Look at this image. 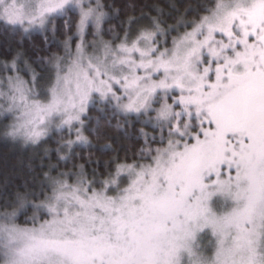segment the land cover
<instances>
[{"label": "snow or ice", "instance_id": "snow-or-ice-1", "mask_svg": "<svg viewBox=\"0 0 264 264\" xmlns=\"http://www.w3.org/2000/svg\"><path fill=\"white\" fill-rule=\"evenodd\" d=\"M0 264H264V0H0Z\"/></svg>", "mask_w": 264, "mask_h": 264}, {"label": "trees", "instance_id": "trees-1", "mask_svg": "<svg viewBox=\"0 0 264 264\" xmlns=\"http://www.w3.org/2000/svg\"><path fill=\"white\" fill-rule=\"evenodd\" d=\"M23 159V153L13 149L11 146H6L0 143V165L7 162H18Z\"/></svg>", "mask_w": 264, "mask_h": 264}]
</instances>
